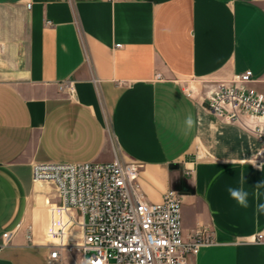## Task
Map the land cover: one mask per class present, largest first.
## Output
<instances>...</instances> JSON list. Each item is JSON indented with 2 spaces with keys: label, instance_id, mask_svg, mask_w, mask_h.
Instances as JSON below:
<instances>
[{
  "label": "crops",
  "instance_id": "0c3cea01",
  "mask_svg": "<svg viewBox=\"0 0 264 264\" xmlns=\"http://www.w3.org/2000/svg\"><path fill=\"white\" fill-rule=\"evenodd\" d=\"M248 69L264 93V0H0V243L20 225L0 264H84L79 250L49 262L54 192L33 163L117 157L142 163L151 201L181 191L185 235L214 230L192 264H264V164L253 161L264 143L252 119L209 109L218 84ZM69 79L73 95L60 89ZM189 114L199 123L186 131Z\"/></svg>",
  "mask_w": 264,
  "mask_h": 264
},
{
  "label": "built area",
  "instance_id": "2783aa9c",
  "mask_svg": "<svg viewBox=\"0 0 264 264\" xmlns=\"http://www.w3.org/2000/svg\"><path fill=\"white\" fill-rule=\"evenodd\" d=\"M253 80L248 69L219 83L209 96V109L230 122L252 119L247 127L264 143V93L251 86ZM60 89L73 95L75 83L63 81ZM253 161L264 164V146ZM142 166L118 157L105 162L33 163V179L51 185L54 192L45 199L50 263L61 260L64 250H79L84 264H192L191 257L215 241L208 225L185 235L178 189L169 188L161 201L147 197L139 179ZM192 173L188 168L187 174ZM19 229L20 225L3 233L0 250L12 243ZM25 232L34 243V225H26ZM256 239L264 240V233Z\"/></svg>",
  "mask_w": 264,
  "mask_h": 264
},
{
  "label": "clouds",
  "instance_id": "9594fccd",
  "mask_svg": "<svg viewBox=\"0 0 264 264\" xmlns=\"http://www.w3.org/2000/svg\"><path fill=\"white\" fill-rule=\"evenodd\" d=\"M199 123V120H194L193 116L189 114L185 121H184V126L186 131H191L194 126H196ZM245 179L244 176H241L240 178V184H244ZM260 184H257L256 187L258 188ZM227 192L229 194V197L236 202V204L244 209H247L250 207L249 203V193L244 190L243 187H228ZM257 199L259 198V193H256ZM257 217L260 215L264 214V203H257L256 204V209H255Z\"/></svg>",
  "mask_w": 264,
  "mask_h": 264
},
{
  "label": "rangeland",
  "instance_id": "374dc122",
  "mask_svg": "<svg viewBox=\"0 0 264 264\" xmlns=\"http://www.w3.org/2000/svg\"><path fill=\"white\" fill-rule=\"evenodd\" d=\"M46 205V204H45Z\"/></svg>",
  "mask_w": 264,
  "mask_h": 264
}]
</instances>
